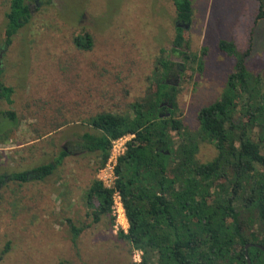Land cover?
<instances>
[{"label":"rangeland","instance_id":"374dc122","mask_svg":"<svg viewBox=\"0 0 264 264\" xmlns=\"http://www.w3.org/2000/svg\"><path fill=\"white\" fill-rule=\"evenodd\" d=\"M8 5L0 0L1 80L12 87L11 103L0 98V175L51 162L62 148L69 153L42 180H0V264L139 263L140 251L118 236L114 219L93 221L86 192L98 178L97 158L78 142L84 132L97 133L90 115L129 112V104L146 95L160 55L183 61L179 51L170 52L172 0H35L30 21L6 45ZM191 6L192 22L183 28L188 58L169 83L178 89L173 117L194 130L198 110L220 96L234 69L220 40L249 49L246 67L264 90V17L255 21L257 0H191ZM84 33L89 49L73 42ZM7 110L14 119L2 113ZM215 155L213 144H199V161ZM71 224L85 228L75 237Z\"/></svg>","mask_w":264,"mask_h":264},{"label":"trees","instance_id":"16d2710c","mask_svg":"<svg viewBox=\"0 0 264 264\" xmlns=\"http://www.w3.org/2000/svg\"><path fill=\"white\" fill-rule=\"evenodd\" d=\"M257 1L255 21L264 17V0ZM30 2L35 0H9L6 45L30 21ZM172 2L176 35L170 52L179 51L183 61L160 55L155 65L156 79H151L146 95L129 104V112L104 110L86 119L97 133L84 132L78 145L96 153V171L103 167L111 141L133 134L118 158L113 185L105 186L93 178L86 205L94 222L108 215L112 224V195L120 192L128 227L119 230L118 236L132 249L140 250L137 264H247V243L252 244L247 248L251 264H264V250L257 246L264 247L263 85L258 78L254 82L255 76L246 67L249 49L239 51L233 40H220L218 48L235 59L234 69L220 96L198 110L197 128L186 129L181 119L173 117L178 89L169 79L181 74L188 58L183 28L192 22V6L191 0ZM82 37L86 39L82 41ZM73 42L78 48L89 49L91 38L84 33ZM1 75L0 69V98L11 103L12 87L3 84ZM2 113L15 118L13 111ZM174 131L180 137L178 142H174ZM201 142H210L216 149L209 161L196 158ZM68 153L62 148L55 160L2 174L0 180H42ZM83 228L70 225L75 237Z\"/></svg>","mask_w":264,"mask_h":264},{"label":"built area","instance_id":"2783aa9c","mask_svg":"<svg viewBox=\"0 0 264 264\" xmlns=\"http://www.w3.org/2000/svg\"><path fill=\"white\" fill-rule=\"evenodd\" d=\"M132 137L133 134H125L111 141L108 157L103 167L99 169V173L97 175L105 186L109 187L113 185L114 180L117 178L115 174V166L118 162V158L125 153L127 148V143ZM111 214L114 216L115 230L126 231L128 227V222L126 219L122 198L118 190L114 191L112 195ZM139 254H141V252L138 253V256ZM134 260L139 261L140 259H134Z\"/></svg>","mask_w":264,"mask_h":264},{"label":"water","instance_id":"95a60500","mask_svg":"<svg viewBox=\"0 0 264 264\" xmlns=\"http://www.w3.org/2000/svg\"><path fill=\"white\" fill-rule=\"evenodd\" d=\"M185 27H188V26L185 25ZM250 245H252V244H251V243H247V244L245 245V252H244V255H245V258H246L247 264H251L250 259H249L248 254H247V248H248ZM257 246L261 247V248L264 250V247H262L261 245L257 244Z\"/></svg>","mask_w":264,"mask_h":264},{"label":"flooded vegetation","instance_id":"af4514ba","mask_svg":"<svg viewBox=\"0 0 264 264\" xmlns=\"http://www.w3.org/2000/svg\"><path fill=\"white\" fill-rule=\"evenodd\" d=\"M172 80H173V78H172Z\"/></svg>","mask_w":264,"mask_h":264}]
</instances>
